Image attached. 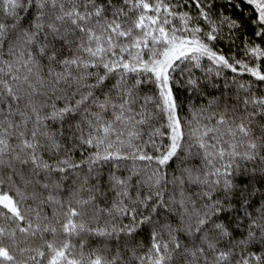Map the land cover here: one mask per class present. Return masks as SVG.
Listing matches in <instances>:
<instances>
[{"label": "snow or ice", "instance_id": "1", "mask_svg": "<svg viewBox=\"0 0 264 264\" xmlns=\"http://www.w3.org/2000/svg\"><path fill=\"white\" fill-rule=\"evenodd\" d=\"M0 264H264V0H0Z\"/></svg>", "mask_w": 264, "mask_h": 264}]
</instances>
